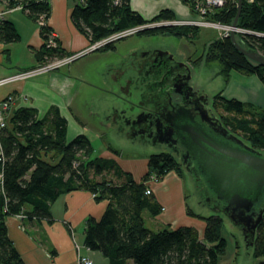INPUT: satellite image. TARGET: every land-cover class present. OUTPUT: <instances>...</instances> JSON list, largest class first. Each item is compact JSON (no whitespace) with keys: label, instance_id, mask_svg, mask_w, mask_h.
Returning <instances> with one entry per match:
<instances>
[{"label":"trees","instance_id":"16d2710c","mask_svg":"<svg viewBox=\"0 0 264 264\" xmlns=\"http://www.w3.org/2000/svg\"><path fill=\"white\" fill-rule=\"evenodd\" d=\"M4 1L7 8L20 7L38 23L43 42L35 55L40 62L47 63L72 54L64 52L58 44L56 47L45 44L52 32L47 24L51 11L48 0ZM129 2L126 0L113 6L111 0H84L72 4L69 17L89 46L129 27L176 18L170 10L164 9L151 19H144L130 8ZM235 13L236 0H223L207 16L231 24ZM237 26L257 33L235 34L238 44L264 55V0H242ZM198 29L193 25L166 26L144 29L136 34L160 33L190 38L197 35ZM18 38L14 24L2 17L0 42H16ZM115 41L92 51L113 49ZM201 60L218 62V73L225 82L229 72L236 71L245 76H256L264 86V66L247 59L229 38H215L191 63L197 65ZM211 104L230 132L264 153V107L223 98L221 92L212 97ZM5 114L6 125L0 128V264H24L7 235L6 217L20 215L51 223V204L59 195L74 190L88 191L96 202L106 201L99 218L87 216L84 219L83 245L97 251L108 264H217L225 251L221 214L202 215L185 205L187 216L204 223L201 236L190 226L171 228L162 225L151 230L144 225L143 211L155 217L162 210L148 182L160 181L171 171L181 175V164L172 153H150L146 172L135 181L114 160L94 156L86 135L78 134L67 142V120L56 106L48 108L42 117H38L35 108L25 106ZM250 241L252 257L264 256V211L253 239L248 238L247 244ZM251 264H264V259Z\"/></svg>","mask_w":264,"mask_h":264},{"label":"crops","instance_id":"0c3cea01","mask_svg":"<svg viewBox=\"0 0 264 264\" xmlns=\"http://www.w3.org/2000/svg\"><path fill=\"white\" fill-rule=\"evenodd\" d=\"M48 2L51 11L47 24L51 27L60 49L66 53L83 52L88 48L89 42L76 30L70 20L71 0H48ZM129 5L144 19H151L164 9L170 10L177 17H184L188 12L179 0H130ZM0 15L10 20L19 34L16 42H0V78L44 63V61L40 62L35 55V51L41 47L43 42L39 34L38 23L30 19L22 8H7L3 1H0ZM136 48V46L129 48V53ZM94 52L83 54L70 63L66 70L62 69V66L56 70L0 86V101L8 95L12 97L6 112L9 113V110L20 106L33 107L38 117H42L48 108L56 106L66 120L69 117L73 121L76 127L73 128L75 133L82 134V130L86 127L73 116V111L77 109L86 111L78 98L82 94L80 86L83 84L93 90L109 91V86L103 85V79L100 82H94L91 78H87L85 65L74 67L81 58L91 56ZM220 77L223 78L217 72L215 78ZM191 78L192 85L193 80L194 82L197 80V77L193 76V68ZM224 84L221 97L234 98L241 102L264 107V86L256 76H245L236 71H230L228 80L224 81ZM192 86L194 89L199 88ZM83 123L87 125L86 122ZM98 126L105 130L110 127L101 124ZM67 133L68 121L66 136ZM112 137L116 138L114 135ZM87 138L91 143L90 138L88 136ZM119 143L108 144L98 154L95 153L92 144L91 146L95 156L114 160L123 171L129 172L132 178L138 181L146 172L148 155L123 158L120 155ZM130 144L133 147L136 146L126 141L122 145L129 147ZM139 146L144 148V145ZM182 183L181 177L173 171L167 173L160 181L148 182L151 193L162 207L161 212L155 216V219L161 222L157 226L168 225L171 228L190 226L195 228L201 236L204 223L187 216L185 212L187 204L194 212L199 213L197 202L192 200L195 206L190 204L192 185L189 179H186L184 188ZM105 206L106 201L96 202L88 191L74 190L59 195L51 204L50 214L53 219L51 223L43 219L38 220L20 215L7 216L5 219L7 235L24 264H83L78 261L79 256L85 257L91 261V264H108L107 260L97 251L89 250L83 245L84 219L87 216L99 218ZM76 243L79 246L78 249L74 246Z\"/></svg>","mask_w":264,"mask_h":264},{"label":"water","instance_id":"95a60500","mask_svg":"<svg viewBox=\"0 0 264 264\" xmlns=\"http://www.w3.org/2000/svg\"><path fill=\"white\" fill-rule=\"evenodd\" d=\"M241 6L242 0H236L232 27L237 26ZM221 37L229 38L235 49L247 59L264 66V55L256 49L241 47L235 39L234 31L223 33ZM157 47L170 51L163 46ZM149 49L152 48L138 46L127 53V57L120 55V64L116 65L110 61L104 65L100 74L103 85L109 86V91L101 92L95 89L87 93L82 100L85 110L96 123L110 126L113 135L118 139L138 146L144 145L147 149L166 148L170 153L179 155L181 162H185L187 158L193 160L195 168L204 177L206 186L211 192V195L206 196L203 193H196L194 186L196 187L197 184L188 175L195 194L194 201L200 207L206 206V210L221 214L223 220L238 231L243 241L240 264H246L251 254V241L248 244L246 241L248 238L253 239L255 228L264 211V209L255 210L256 204L261 203L264 198V153L250 147L242 138L229 132L214 115L208 114L206 109L197 108V113L199 119L207 122L211 130L202 127L195 120L193 113H190L191 110H174L170 117H163L168 122L166 131L162 133L164 137L159 133V137L153 140L152 144L142 142L120 128L121 120L130 125L138 123L140 113L133 118V111L142 105L138 100L152 92L154 76L149 77L152 82L148 80L149 78H146L147 81L143 79L142 76L146 75L141 71L144 64L136 62L140 55ZM175 57L181 59L180 56ZM127 78L130 83L127 82ZM188 89L191 91L190 86ZM196 90L204 93L208 98L203 88L199 87ZM176 92L182 99V93ZM205 103L204 97L201 104ZM192 176L194 177L193 174Z\"/></svg>","mask_w":264,"mask_h":264},{"label":"rangeland","instance_id":"374dc122","mask_svg":"<svg viewBox=\"0 0 264 264\" xmlns=\"http://www.w3.org/2000/svg\"><path fill=\"white\" fill-rule=\"evenodd\" d=\"M71 4H73V0H71ZM183 5L188 10L189 7L185 4ZM219 36V30L207 26H199L197 35L190 38H179L174 35H164L160 33L133 34L115 41L114 48L108 50L107 52L101 53L95 51L93 55L81 58L74 67H77L79 65H85V70L88 74L87 78H91L92 80H94V82H100L102 80L100 72H102L104 65H107L110 61H113L116 65L120 64L121 56L127 57V53H129L128 50L132 46L138 47L142 45L143 48H146L147 46L150 48L163 46L168 48L175 56H180L181 59L189 57V59H191L192 61L202 55L206 45ZM87 52H90V50L83 51L78 56H76L74 60H72L70 63L76 61L80 56ZM70 63L63 66L62 69L66 70ZM219 69L220 66L218 62L206 63L204 62V60H201L200 63L195 65L193 68V76L197 77L196 79L199 83L197 82V80H195V82L193 80L192 85H194L195 88H203L205 93L208 95L209 101L212 100V97L216 93L221 92L225 85L224 79L222 77H220L219 79L215 78ZM80 87L82 88V94L78 98L85 109V105L83 104L82 100L86 97V94L91 92L93 89H90L88 85L83 84ZM73 116L80 120L82 122V125L86 127L84 130H82V134L84 133V135L86 134L90 138L91 144L96 154H98V152H100L102 149H105L108 144H116L117 142H120L119 151L120 155L123 158L142 155L147 156L150 153L168 151L166 148L153 147L147 149L145 146L144 148L138 145L133 147L131 144L129 147H126L122 145L125 143L124 140L112 137L113 133L111 127L107 128L106 130L100 128L98 126V123H96V121L91 118L86 111L77 109L75 110V112L73 111ZM67 121L68 133L66 136V141L69 142L75 135H77V133H75L73 129L76 128L74 126L73 121L69 117H67ZM83 122H86L88 126ZM79 126L80 128H82L80 124ZM93 155L95 156L94 153ZM181 168L182 171L179 177H181V181H183L182 184H184V188L186 179H188V175L184 171L183 167ZM186 193L188 192L186 191ZM190 193L192 197L190 200V204H193L192 200L194 201L195 194L193 190L190 191ZM193 206L195 205L193 204ZM197 210L203 215H209L213 213L212 211L206 210V206H197ZM142 217L144 225L151 230H156L158 228L157 224L161 223L159 220L155 219V217L150 216L146 211L142 212ZM221 234L222 237L225 239V251L218 259L217 264H240L241 255L243 253V241L238 231L234 230L233 227L229 226L223 220ZM263 259L264 256L252 257V255L250 254V257L247 260L246 264L256 263L259 260Z\"/></svg>","mask_w":264,"mask_h":264},{"label":"flooded vegetation","instance_id":"af4514ba","mask_svg":"<svg viewBox=\"0 0 264 264\" xmlns=\"http://www.w3.org/2000/svg\"><path fill=\"white\" fill-rule=\"evenodd\" d=\"M186 58H177L173 53L170 54V51L162 47L149 49L140 55L136 62L144 64L141 71L146 75L142 76V78L146 80V78L154 76V85L152 87V92H150L151 94L144 95L142 99H137L142 103L140 107L137 109L135 108L133 111V118L140 113L138 123L130 125L128 122L125 123V121L121 120L120 128H123L129 134L134 135L142 142L152 144L151 142L159 137V133L161 137H164L162 133L166 131L168 122H166L163 117H170L174 110H191L192 112L190 113H193L195 120H197L202 127L209 130L211 129L208 127L207 122L199 119L197 108L198 110L206 109L208 114L214 115L217 120L222 123L215 114L211 101L208 100L207 96L194 89L191 85L192 68H194L195 65L191 63L189 57ZM148 80L152 82L150 78ZM127 82L130 83L128 78ZM189 86L193 93L188 89ZM176 91L182 93V99ZM204 97L206 98V103L202 105L201 102ZM171 153L177 158L181 167H183L184 171L189 175L192 181L194 180V182H196L197 186H194L195 192L203 193L205 196L211 195L210 189L206 186L204 177L200 175L199 171L195 168L194 161L187 158L185 162H181L178 158L179 155H176L173 152ZM204 195L202 196L204 197ZM256 206V211L258 209H264V198L261 203H257Z\"/></svg>","mask_w":264,"mask_h":264},{"label":"built area","instance_id":"2783aa9c","mask_svg":"<svg viewBox=\"0 0 264 264\" xmlns=\"http://www.w3.org/2000/svg\"><path fill=\"white\" fill-rule=\"evenodd\" d=\"M0 1H3L5 3L4 0H0ZM83 1L84 0H73V4L77 2L82 3ZM179 1L189 7L186 16L184 17L176 16V18H172V19H158L156 21L147 22L141 25H137L117 31L93 43L91 46H88V48H86L84 51L95 50V48H99L105 45L106 43L136 34L137 32L142 31L144 29L166 27V26H178V25L207 26L219 30L220 36L223 33H228L229 31H234L235 34L237 33L257 34L256 32L251 31L249 29H244L238 26L232 27L231 24H223L218 20L208 18L207 16L208 13L212 11L214 8L220 6L223 3V0H179ZM229 1H234V0H229ZM246 1H251V0H246ZM123 2H126V0H111L113 6H118ZM2 17L3 16L0 15V19H2ZM45 44L47 47H56L57 43L54 34L52 32L49 34V37L46 40ZM80 53H82V51L78 53H72L71 55H65L59 58H54L50 62L39 63V65L34 68L18 70L11 75L1 77L0 86L13 81L27 79L32 76L42 74L44 72L56 70L62 66L69 64ZM11 99H12L11 95H8L0 101V128L6 125L4 114L9 109V103ZM148 192L149 191L146 190V193ZM74 246L76 249H78L79 247L77 243L74 244ZM78 261L83 264H91V261L81 256L78 257Z\"/></svg>","mask_w":264,"mask_h":264},{"label":"bare ground","instance_id":"6f19581e","mask_svg":"<svg viewBox=\"0 0 264 264\" xmlns=\"http://www.w3.org/2000/svg\"><path fill=\"white\" fill-rule=\"evenodd\" d=\"M222 23V22H221ZM224 24V23H223ZM178 26H180V25H178ZM196 27H199V26H196ZM33 68V67H32ZM28 69H30V68H28Z\"/></svg>","mask_w":264,"mask_h":264}]
</instances>
